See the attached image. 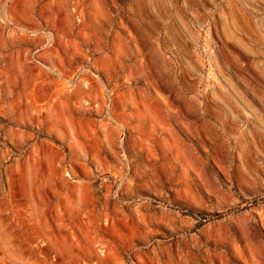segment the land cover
<instances>
[{"label": "rangeland", "instance_id": "obj_1", "mask_svg": "<svg viewBox=\"0 0 264 264\" xmlns=\"http://www.w3.org/2000/svg\"><path fill=\"white\" fill-rule=\"evenodd\" d=\"M0 264H264V0H0Z\"/></svg>", "mask_w": 264, "mask_h": 264}]
</instances>
